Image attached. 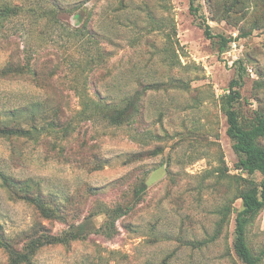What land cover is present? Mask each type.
<instances>
[{
  "label": "rangeland",
  "instance_id": "374dc122",
  "mask_svg": "<svg viewBox=\"0 0 264 264\" xmlns=\"http://www.w3.org/2000/svg\"><path fill=\"white\" fill-rule=\"evenodd\" d=\"M0 1L22 7L0 22V118L25 108L26 128L44 117L75 126L0 137V220L15 245L37 227L59 234L89 220L88 238L44 246L33 264H243L233 234L244 181L221 102L237 78L241 117L264 113V0H201L199 15L190 0ZM222 36L231 39L224 51ZM29 59L39 79L2 75L9 61ZM136 91L130 125L79 113L86 100ZM2 173L28 180L52 217L4 188ZM143 181L147 189L134 200ZM132 204L116 230L104 228L103 206ZM248 242L264 264V209ZM8 259L0 248V264Z\"/></svg>",
  "mask_w": 264,
  "mask_h": 264
},
{
  "label": "trees",
  "instance_id": "16d2710c",
  "mask_svg": "<svg viewBox=\"0 0 264 264\" xmlns=\"http://www.w3.org/2000/svg\"><path fill=\"white\" fill-rule=\"evenodd\" d=\"M190 2L191 9L199 15L201 0H190ZM21 10L22 7L19 5L12 4L8 1H0V22L18 14ZM203 21L202 24L205 28L206 35L212 37L211 25L206 19H203ZM69 32L70 36L73 37V35L81 33L82 30L78 28ZM230 41V38L222 36V51H224V48L228 46ZM1 73L4 76H22L30 74L32 77L39 79L41 71L35 63L29 59V61L23 65L9 61L1 69ZM241 84L242 81L239 79H233L229 86L230 91L222 96L221 107L227 116L228 122L227 134L234 142L233 147L238 156V162L236 164L237 169L240 170L242 174L247 173L249 175L259 172L263 175V178L258 182L253 179L243 178L242 174L239 175V178L244 181V187L236 196V198L242 199V208L237 211L235 216L233 246L236 255L243 264H261L262 256L254 253L249 245L248 227L264 209V113L257 112L253 117L247 119L241 117L236 107V103L240 101L242 96L239 88ZM151 87V85L145 86L146 89ZM93 101L94 104L90 105V102L86 100L85 107L79 112L82 115L84 114L86 119L90 120L92 118H97L98 120L103 116L112 126L120 127L130 125L135 121L134 116L139 110L140 91L133 92L131 95H126L118 101L104 102L102 99ZM30 108L32 113L36 116V102L31 104ZM25 110L29 109H14L11 114L12 117L8 119L0 118V137L32 136L40 130L49 131L50 129L64 131V134H67L70 130H74L75 128V126L72 127V122L70 121L60 123V119L58 118L49 120L47 117H44V125L40 124L38 126L36 123H32L30 127L26 128L24 122L21 121L23 118L22 111ZM60 110L61 107L57 106L56 111ZM1 178L4 188L17 194L18 197L23 200L33 203L46 217H52L50 209L46 207L42 193L37 192L35 195L30 193V183L28 180L20 181L5 173L1 174ZM146 189L147 183L143 181L141 185L135 189L134 200L139 201L141 194ZM134 206L135 204L127 206L119 205L113 210H111L110 207L103 206L104 212L108 218L106 227L104 228L110 230L112 226L116 230L115 224L117 218L134 208ZM223 213L225 217L228 216V214L231 213V208L225 207ZM90 226L91 222L87 220L84 223L73 224L70 228L59 234L48 232L44 226H35L33 229L37 228L35 230L32 229V234L27 232L30 234L27 235L28 240L20 248L15 245L13 238L7 234L0 220V248L9 255L6 264H33V257L42 247L69 244L75 240L86 239L92 233Z\"/></svg>",
  "mask_w": 264,
  "mask_h": 264
},
{
  "label": "built area",
  "instance_id": "2783aa9c",
  "mask_svg": "<svg viewBox=\"0 0 264 264\" xmlns=\"http://www.w3.org/2000/svg\"><path fill=\"white\" fill-rule=\"evenodd\" d=\"M232 46H233V49L237 47V43L235 40L233 41Z\"/></svg>",
  "mask_w": 264,
  "mask_h": 264
}]
</instances>
